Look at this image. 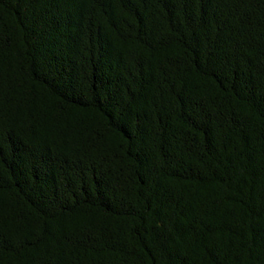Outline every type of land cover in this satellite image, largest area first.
Instances as JSON below:
<instances>
[{
  "label": "trees",
  "instance_id": "1",
  "mask_svg": "<svg viewBox=\"0 0 264 264\" xmlns=\"http://www.w3.org/2000/svg\"><path fill=\"white\" fill-rule=\"evenodd\" d=\"M0 264H264V0H0Z\"/></svg>",
  "mask_w": 264,
  "mask_h": 264
}]
</instances>
